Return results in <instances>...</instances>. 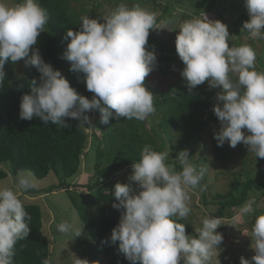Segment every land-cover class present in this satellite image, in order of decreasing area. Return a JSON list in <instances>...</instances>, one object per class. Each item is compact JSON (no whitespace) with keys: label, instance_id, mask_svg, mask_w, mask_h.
<instances>
[{"label":"clouds","instance_id":"clouds-1","mask_svg":"<svg viewBox=\"0 0 264 264\" xmlns=\"http://www.w3.org/2000/svg\"><path fill=\"white\" fill-rule=\"evenodd\" d=\"M244 6L249 19L242 30L253 39H264V0H244ZM48 20L37 0H0V84L6 78L7 62L24 60L26 67L34 66L40 73L39 83L33 78L30 92L21 98L20 119L38 117L45 124L66 127L65 118H72L85 127L93 126L85 114L93 111L99 112L101 124H108L110 118L144 121L155 113V97L144 81L158 66L155 48L148 46L156 13L139 4L120 3L97 18L81 16L79 30L66 31L64 39L70 42L62 58L70 62V71L83 74L91 99L78 93L34 47ZM178 30L174 43L184 65L181 76L186 87L191 91L207 81L210 89H221L213 106L220 122L214 132L217 146L227 142L235 148L243 143L256 157L264 158V71L256 70V50L250 44L230 45L228 26L205 14L184 21ZM167 156L145 145L140 160L131 165L128 182L114 185L117 202L112 207L123 212L110 241L118 242V253L130 264H209L212 249L224 239L216 231L223 225L220 217L203 218L196 236L186 234L185 224L178 222L191 212L189 190H206L200 184L206 169L191 162L187 149L176 156L180 171L165 163ZM16 187L27 191L38 183L30 170H21ZM255 203V197H250L239 208L240 216L252 213ZM30 220L17 192L0 187V264H14L15 245L28 236ZM57 229L74 238L83 231L67 221ZM250 237L255 255L251 260L242 256L240 264H264V213L256 216ZM71 254L72 264H99ZM42 264H52L51 259H43Z\"/></svg>","mask_w":264,"mask_h":264},{"label":"trees","instance_id":"trees-1","mask_svg":"<svg viewBox=\"0 0 264 264\" xmlns=\"http://www.w3.org/2000/svg\"><path fill=\"white\" fill-rule=\"evenodd\" d=\"M73 1L37 0L49 16L48 23L45 25L46 33L42 36L38 49L45 62L51 63L57 70L66 69L68 63L62 58L67 43L70 42V38L69 40L64 39L66 31L69 28L78 31L80 28L82 15L73 10ZM130 1L139 2V0ZM168 1L165 9L173 13L175 6L172 5L171 0ZM217 1L190 0L189 7L181 6L186 8L193 18L201 15L206 9L214 7ZM117 2L118 5L124 3L123 0ZM248 19V15L243 14L235 21L242 35H250L247 30H242L243 23ZM156 32L157 30L150 31L148 46L159 49L162 41ZM172 53L173 49L165 50L162 60L166 62L172 60ZM157 61V68L163 70L158 58ZM262 63H264L263 60ZM18 67L19 61L16 64L7 62L4 66L6 78L0 84V180L9 175L8 171L1 166L2 164H9L10 172L14 175L21 170H30L36 177L42 179L51 172H55L59 178L58 184L44 190H28L27 192L38 196L57 190L66 191L80 219L85 223L92 242L105 257H108L118 249V242L115 245L112 244L110 237L113 228L119 222L123 209H116V214L112 216H97L89 213L88 208L81 204L79 198L74 195L76 186L69 181L78 174L83 158L88 156L86 149L91 137L90 133L84 127H79V121L72 118H65L66 127L51 122L45 124L38 117L32 120L20 119L21 98L30 92V82L33 78L39 83L40 73L34 66L29 65L26 75L19 79L17 77ZM71 86L83 95L79 82ZM154 104L156 111L161 108L162 118L156 124L155 115L150 116V134L147 136L141 132L140 121L135 119L121 118L119 123L114 122L107 131H103L107 124L100 123V116L96 120L102 133L100 135L97 131L93 133L95 137V178L93 182L84 185L88 192L98 190L97 195L92 198V205L105 203L113 205L117 202L112 193L117 181H111V178L121 169L138 162L145 145H150L155 151L165 152L167 140L163 138V135L171 137V130L183 128L189 134L196 136L208 126L219 122L213 112L214 103L208 101L198 87L189 91L186 83H179L168 90H162L159 98L155 97ZM159 138L163 139L160 145H158ZM219 157L224 159L226 154H221ZM165 163L171 164L169 155ZM181 167L177 164L176 168L181 170ZM106 182L110 187L108 193L103 191ZM256 188L263 190L258 181L248 178L238 187L234 185L228 193L216 194L214 199L222 210H226L219 215H232L234 209L240 208ZM19 199L22 201L20 196ZM22 203L31 216L30 232L24 240L18 241L15 245L14 264H42L43 259H51L52 245L50 239L44 234L43 211L38 204ZM253 208L258 215L262 213L256 204ZM178 222L185 224L186 234L194 233L191 224L186 219ZM51 262L54 264L52 259ZM109 264L130 263L111 258Z\"/></svg>","mask_w":264,"mask_h":264},{"label":"rangeland","instance_id":"rangeland-1","mask_svg":"<svg viewBox=\"0 0 264 264\" xmlns=\"http://www.w3.org/2000/svg\"><path fill=\"white\" fill-rule=\"evenodd\" d=\"M117 1L119 0H74L72 7L75 12L82 16L89 15L90 18H97L117 7ZM123 2L129 7L139 4L141 7L156 13L157 16L155 30H157L156 33L159 35L162 45L159 46V49H155V52L159 59L160 67L163 70L156 67L145 78V86L153 93L154 97L159 98L162 90H168L170 87L176 86L179 83H186L181 76L184 65L178 57L174 42L176 34L179 31V26L184 21L192 19L190 12L182 7H189L190 0H171L172 5L175 6L173 13L165 9L169 3L168 0H139V2L123 0ZM203 14L211 20L219 19L228 26L231 35L230 45L240 46L242 44H250L254 47L257 53L256 70L264 71V63H262V60L264 61V39H253L250 35H242L241 29L235 25V21L241 15H248L244 6V0H218L214 7L206 9L205 12L196 17L202 18ZM45 33L46 27L44 32L38 37L37 45L34 47L38 48L42 36ZM167 49H173L172 60L168 62L162 60V54ZM69 69L70 62L67 63L66 69L60 71L68 79L70 85L79 82L82 87V94L91 99L93 93L86 89L83 74L72 72ZM26 71L27 67L24 64V60L19 61L17 77L19 79L23 78L27 73ZM233 79H235V76H233ZM197 87L201 89L203 96L208 101L216 104L215 95L221 90L220 88L210 89L207 81ZM160 111L161 108L153 113L156 124L162 118ZM85 114L90 116L93 124V126L84 127L91 136L86 149L88 156L83 158L78 174L69 181L72 185L76 186L74 195L76 198H79L78 200L81 204L88 208L89 213L97 216H112L116 214V209L112 207V204L92 205V198L97 195L98 190L88 192L86 186H84L87 183L93 182L95 178V137L93 133L95 131L99 135L102 133V129L98 127L96 121L100 116L98 111ZM150 116L146 120L140 121L141 132L146 136L150 134ZM120 121L121 118H110L109 123L107 125L105 124L107 127L105 126L103 131L110 129L114 122L119 123ZM219 128L220 122L208 126L196 136L189 134L183 128L171 130V137H167L166 134L163 135V138L167 140L165 152L168 153L169 161L171 162L168 165L174 167L176 171H180L176 168L177 164H180L176 156L179 151L184 149L189 150L192 163L197 165L198 168L203 167L206 169L204 178L200 182L201 185H206V190L200 191L199 187L194 190H189L191 212L186 220L191 224V228L194 231L192 236H196L195 229L202 227L203 218L210 214L220 217L223 225L218 227L216 231L222 233L224 239L219 248L212 249L209 264H219V262L220 264H240V258L242 256L245 259L251 260L255 255L254 250L250 247L252 242L250 234L258 214L254 210L252 213L240 216L239 208H236L232 215H219V213L226 210H222L214 198L216 194L228 193L234 185L238 187L247 181L248 178H251L254 181H258L263 189L256 188L252 191L251 197H255V201L258 199L255 203L256 207L264 213V158L256 157L253 152L248 150L249 146L243 143L238 144L235 148L230 147L227 142L223 146H217V141L214 139V132L218 131ZM243 131H245L246 135L250 134L246 129ZM158 140V145H160L163 139L159 138ZM221 154H226V158H220L219 156ZM1 166L8 171L9 175L7 178L0 180V187H11L22 198V202L41 206L43 211L44 234L52 243L51 259L54 264H72L71 252H74L80 258L88 259L90 262L99 261V264H109L111 258L130 263L117 250L108 257H105L100 252L98 247L92 242L85 223L80 219L66 191L57 190L53 193L34 196L33 193H28V190L23 191L16 187L17 175L10 172L9 164H2ZM130 174L131 166L125 167L118 171L111 178V181L127 183ZM35 178L38 187L29 190H44L59 183V178L55 172H51L47 177L42 179L36 176ZM133 187H137V185L133 183ZM103 191L104 193L110 191L108 182L103 186ZM63 221L72 224L74 229L83 228L82 234L74 238L72 233H60L57 225ZM180 264H183V261Z\"/></svg>","mask_w":264,"mask_h":264}]
</instances>
